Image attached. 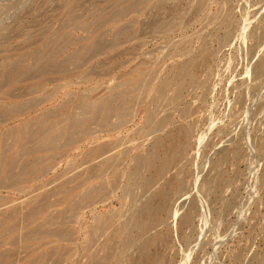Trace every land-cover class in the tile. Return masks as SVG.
Returning a JSON list of instances; mask_svg holds the SVG:
<instances>
[{"label":"rangeland","instance_id":"obj_1","mask_svg":"<svg viewBox=\"0 0 264 264\" xmlns=\"http://www.w3.org/2000/svg\"><path fill=\"white\" fill-rule=\"evenodd\" d=\"M116 1L0 0V69L42 45L56 48L60 69L24 99L41 101L43 125L23 143L15 122L0 132L13 133L0 145V264H130L137 250L120 224L154 174L144 160L172 131L186 149L151 191L170 192L151 230L170 235L156 264H264V0H145L119 19ZM200 51L195 81L160 97ZM103 144L115 147L98 178L103 156L89 152ZM99 181L108 184L91 206Z\"/></svg>","mask_w":264,"mask_h":264},{"label":"bare ground","instance_id":"obj_2","mask_svg":"<svg viewBox=\"0 0 264 264\" xmlns=\"http://www.w3.org/2000/svg\"><path fill=\"white\" fill-rule=\"evenodd\" d=\"M116 2L118 6L120 5V7L114 11H109V14H111L113 17L117 19L123 17L125 14H128V11L129 13H131L130 11H132V13L134 12L142 13L141 10L146 7L145 6L144 8L139 9V7L145 3V0H117ZM127 2H128L127 5L122 6V4L127 3ZM99 48H101V46ZM27 57H30L29 61H26L28 59L24 58L23 56L13 59V61L10 64V69L7 71H5V69L3 70L0 69V88L2 92V95H0V132L3 128L7 127L11 122H15V126L14 128H11V130H14L16 132L14 134L15 135L14 137H12L13 133L11 134L10 133L8 134L0 133L1 134L0 135V145L8 144L11 137L14 139H17L18 142L23 143V140L26 139L28 133L34 129V126L36 125L42 126L43 123L46 121L45 115L41 113L38 108L41 105V101L30 102V101H24V99L30 94L36 93L38 91L37 90L36 92H34L35 90L33 89V86L35 87L36 84L38 85V82L40 83V80L42 79L47 69H50L51 72L54 71L52 73H57L60 71L59 65L57 64V51H56V48L54 47L50 48L48 47V45H42L41 47L32 50L28 54ZM206 58H207V54L205 53V51L204 52L200 51L196 55V57L189 58L186 61L183 60L184 62L180 64L178 63V65L175 68H173L171 71V73L173 74V78L163 81L157 89V94L160 97L165 96V93L168 91L169 87L172 84L177 85L178 87L177 91L181 90L183 83L184 81H186V79H189V81L194 82L195 81L194 69L199 64H203V63L205 64V62L207 61ZM140 71L141 70L139 67H136L134 69L133 73L130 75V77H132L131 82H133L138 77V75L141 74ZM30 82H34L35 85L32 83L30 84ZM37 89H40V88L38 87ZM117 96H118V93H117ZM107 101H108V105H107L108 106L107 115H108L109 113L112 112L111 110L113 109L111 108V105H112L111 101L110 100H107ZM36 110H37V113L34 116V118H32V116H30L31 115L30 113L31 111L36 112ZM173 132L174 131H172V133L167 132V134H165L166 138L171 139V141H169L170 144H166V142L160 143L158 146H156L153 149V151H151L148 157L144 160L143 163L146 166H148L150 170L154 169V174L149 179H146L144 181L143 183L144 193H143L142 198L140 200L135 199V202H134L135 206L133 207L134 209L128 212V216L120 224L121 227H120L119 235H123V234L127 235L128 244H131L132 246L136 247V250H137L136 255L132 257L130 264H156V261L162 255V252L159 251L160 250L159 248L160 246L163 245L164 242H167L166 240L170 236L168 232L166 233L164 232L165 230L163 232H161L162 230L161 231L159 230L154 233H151V230L155 229V226L160 222V215L162 213H165V212L168 213L170 211V208H171L169 206L170 192L169 190H167L166 187L163 186V184L160 185L157 188V190L153 192L151 191H152L153 186L157 184L159 181L164 180L165 182L167 180L166 176L170 170L172 160L177 159L179 163L180 161L182 162L184 158L182 155H183L184 149H186V146L184 144H178L180 142H177V141H179L180 139L179 137H177L178 135H176V137L179 140L174 138L175 134H173ZM172 134L174 135L173 137L171 136ZM28 143H30V141ZM40 145L43 147L49 148L53 146V143L51 140L46 141L45 139H42V143ZM113 146H114L113 144L111 145L103 144L98 147L92 148L89 152V155L102 154L103 156L101 157L99 155L101 157L100 161L98 160L97 164L95 165L93 164V167L91 170L94 174L98 175V178L102 175L105 176L106 173H107L106 175H109L108 174L109 168H110L109 162L113 159V155H111L112 154L111 152L113 151V148L115 147ZM177 154H180V156L177 157ZM12 163H13L12 160L7 161V170L11 169L10 166H12ZM178 169L179 168L176 167L175 171ZM112 175L116 176L117 172L114 171ZM99 183H102L100 187L98 186L99 188L96 189L97 187L96 185V187L94 186L95 187L94 189L92 188V185H91L88 189V192L91 190V193L88 194L89 205L95 204L94 199L96 198V195L101 193L104 189H106L105 187L108 184L105 181L103 182L99 181ZM165 184H168V182L167 183L165 182ZM185 221L187 222L188 220L185 219ZM185 221L183 223H185ZM106 225H107V218L101 219V221H99L97 226L93 228L94 233H99V232L104 233L106 229ZM39 232L40 231H38V233ZM49 235L59 238V240L62 237L60 233L56 234L55 232L54 234H49ZM160 252H161V255L159 257Z\"/></svg>","mask_w":264,"mask_h":264}]
</instances>
